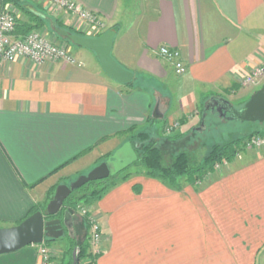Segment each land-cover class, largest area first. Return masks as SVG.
<instances>
[{"label":"crops","instance_id":"0c3cea01","mask_svg":"<svg viewBox=\"0 0 264 264\" xmlns=\"http://www.w3.org/2000/svg\"><path fill=\"white\" fill-rule=\"evenodd\" d=\"M74 1L115 29L111 55L133 73L132 83L109 78L93 51L74 44L73 63L0 61V227L17 224L52 188L112 154L130 127L181 119L194 126L214 96L239 107L264 83L241 85L264 61V0ZM0 3L16 21L43 13L81 35H100L45 0ZM46 22L32 30L59 41L54 21ZM163 45L179 51L182 74L159 55ZM88 210L102 230L96 264H258L264 147L241 151L199 187L131 175ZM0 264H41L37 245L0 254Z\"/></svg>","mask_w":264,"mask_h":264},{"label":"trees","instance_id":"16d2710c","mask_svg":"<svg viewBox=\"0 0 264 264\" xmlns=\"http://www.w3.org/2000/svg\"><path fill=\"white\" fill-rule=\"evenodd\" d=\"M48 20L54 21L57 27L64 28L70 33L80 34V32L67 26L56 18L48 17V19H46V15L43 13L35 15L32 20L28 18V22L16 21L14 33H18L20 36H23L33 28L39 29L45 24V22L48 25ZM55 35L58 39L64 41L66 44H72L70 40L61 38L56 33ZM131 83L132 82L129 84L131 85ZM223 99L224 98L221 96H214L212 101H218L219 103H223L225 106L228 105L226 102H223ZM204 106L205 105H203L200 110L201 117L199 123L203 122L205 126L207 114L215 110H211L210 108L205 109ZM203 113L204 117L202 116ZM219 116L223 119H226V117L223 115ZM259 126L260 129L257 128L253 132L249 133L246 137L232 136L231 134H228L229 137L226 138L225 135L227 134H224L220 140L221 142L219 141L213 143L210 146L207 154L202 157L199 163L196 162L193 156L196 148L192 144L187 146L181 145L183 142L185 143L188 140L191 134L187 136L182 134L170 135L168 137L162 136V134H160L162 137L161 139H158V137H156L158 130L154 125H149L145 129L132 126L126 132H124V134L127 137V140L131 143L132 148L137 155L136 161L117 174L110 175L103 179L88 181L79 188L72 190L71 193L64 199L63 208L60 213L62 214L63 210H65L67 207H71L77 212L79 206H88L93 202L98 201L110 188L116 186L121 181L126 180L131 175H144L155 178L172 188L180 186L179 181L182 178L185 182L194 185L203 179V177H205L207 174L212 172L216 163H221L224 160L232 161L234 157H236V154L244 148V140L246 138L255 134L264 135V122L260 123ZM196 130L197 128L193 127L192 132ZM197 133H200V131ZM110 155L111 153L105 155L102 161H104ZM131 167H133V170H131ZM54 191L55 188H52L47 193L45 201L46 203L52 198ZM46 203L45 205L34 204L29 209L25 217L37 210L45 211ZM88 216L89 213H86L85 215L80 216V220L76 222L74 226L75 234L72 236L68 235L67 246L63 250L61 256L62 259H60L57 264H72V252L74 249L76 250V264H96V259L99 254L92 253L90 250V224ZM55 240L56 239L46 238L43 242L47 246H51L50 243Z\"/></svg>","mask_w":264,"mask_h":264},{"label":"water","instance_id":"95a60500","mask_svg":"<svg viewBox=\"0 0 264 264\" xmlns=\"http://www.w3.org/2000/svg\"><path fill=\"white\" fill-rule=\"evenodd\" d=\"M51 26L61 38H66L74 45L93 51L102 70L109 78L121 84H129L132 81L133 73L125 69L111 55L116 32L114 28H110L96 37H89L79 33H70L64 28L57 27L55 22H52ZM223 102L228 105L225 106L218 101H211L205 106V109L215 110L219 115L226 117L227 120L264 122V83L239 107H235L225 99H223ZM153 115L156 116L154 112ZM136 159L137 155L131 143L125 141L108 158L89 170L87 174L79 175L69 184H58L52 198L46 204L45 211H34L15 225L0 227V254L15 251L30 244H39L46 238L58 239L64 235L63 225L72 216L74 217V210L71 207H67L62 212V218L53 216L60 213L64 199L71 191L88 181L103 179L117 174L134 163ZM70 226L72 228V224ZM72 257V264H76L75 249L72 252Z\"/></svg>","mask_w":264,"mask_h":264},{"label":"built area","instance_id":"2783aa9c","mask_svg":"<svg viewBox=\"0 0 264 264\" xmlns=\"http://www.w3.org/2000/svg\"><path fill=\"white\" fill-rule=\"evenodd\" d=\"M46 4L51 8H59L65 10L72 17L83 21L90 30L101 34V30L105 27V23L98 17L96 13L90 11L74 0H45ZM16 19L12 8L0 3V61H12L16 58H25L36 64L46 61L63 60L66 62H75L64 45L56 43L47 38L39 30H31L23 36L15 37L13 35ZM159 55L168 61L173 67L176 74H182L185 71L184 64L180 58L179 51L167 46H160L157 49ZM264 78V61L253 67L248 73L242 77L243 85H256ZM178 125L174 121L170 125H166L165 131L168 132ZM249 147H263L264 136H256L246 141ZM224 160L214 165L215 169L227 165ZM81 214L88 213V209H82ZM78 207V208H79ZM89 218V242L93 253H99L101 250L102 232L100 224L93 216ZM37 245V252L41 259V264H52L54 257L53 247H48L44 242Z\"/></svg>","mask_w":264,"mask_h":264},{"label":"rangeland","instance_id":"374dc122","mask_svg":"<svg viewBox=\"0 0 264 264\" xmlns=\"http://www.w3.org/2000/svg\"><path fill=\"white\" fill-rule=\"evenodd\" d=\"M107 30H108L107 28H103L101 30V33L105 32ZM55 42L64 45L65 48L70 53V55L73 57V55L71 54V51L69 49V45H72V44H66L62 40H59V41L56 40ZM263 80H264V78L261 79V81H263ZM241 85H243L242 82H241ZM261 85L262 84L257 85L256 87L252 88L251 91H250L249 96L255 90L259 89ZM251 86H253V85H243V87H251ZM237 106H240V105H237ZM177 122H178V125L175 128H173L172 130L166 132L164 130L166 125H168V124L170 125L173 122L171 121V122H168L166 125H162L163 121L162 120H157L156 124H155V128H157V130H158V133H156V137H158V139H161L162 136L168 137L170 135H178V134H182L184 136L185 135L187 136V135L191 134L189 136L188 140L185 143L183 142V144H181V145L182 146H184V145L187 146V145H191L192 144L196 148L195 153L193 154V156H194V158H195L197 163H199L201 161L202 157L205 154H207L210 146L213 143H215V142H219L224 134H227V135H225L226 138L229 137L228 134H231L232 136H242V137L245 136L246 137L249 133L253 132L257 128L260 129V126H259L260 123L259 122H249V121L248 122H240V121L235 120V119H233V120L223 119L215 111L209 112L207 114L206 119H205V122H206L205 126H204L203 123L201 124L198 121V122L195 123L194 126H183L182 127V126H180V123H182V119H181V122H179V121H177ZM193 127L197 128V130L194 131V132H192ZM198 131H200L201 134L197 133ZM160 134H162V136H160ZM256 136L263 137L264 135L255 134V135H252V136L246 138L244 140V146H243L244 148L241 151L259 149V147H249V146L246 145V141H248L249 139H252V138H254ZM260 148H262V147H260ZM241 151L236 154V157L241 153ZM236 157H234V159ZM232 161H227V163H230ZM227 165H225V166L222 165V167H220L219 169H215V167H214V170L212 172H210L205 177H203V179H201L196 184H194V186L199 187L201 183L203 184L206 181H209V180L213 179L218 173H220L222 171H225ZM94 166L83 168L82 169L83 170L82 173L77 174V175L76 174L73 175L72 176L73 179H71V180L70 179L69 180L66 179L67 184H69L71 181L75 180L79 175L87 174L89 172V170H91ZM131 170H133V167H131ZM183 182H185V181L182 178V179H180L179 184H183ZM45 203L43 205H45ZM82 209L86 210V209H88V206H82ZM76 213H77L78 216H82V215L86 214V213L85 214H81L82 212H81V208L80 207L78 208V211ZM88 213H89V216L95 217L92 213L89 212V210H88ZM95 219H97V218L95 217ZM100 228H101V226H100ZM71 231H72V229H71ZM101 232H102V230H101ZM74 234L75 233H73V231H72L70 233V236H72ZM67 237H68V234L67 235L64 234L61 237H59L58 239H56L55 241H52L50 243V245L53 246V251H54L53 260H54V263H56L57 259L58 258L60 259V257L62 256V252H63L64 248L67 246V243H68V238ZM101 241H102V238H101ZM263 249H264V247L262 245L261 251H263ZM90 250H91V245H90ZM92 251L93 250H91V252ZM101 252H102V248H101V250H100V252L98 254H100ZM263 256H264V253H260L259 254L258 264L260 263V260L262 259Z\"/></svg>","mask_w":264,"mask_h":264},{"label":"flooded vegetation","instance_id":"af4514ba","mask_svg":"<svg viewBox=\"0 0 264 264\" xmlns=\"http://www.w3.org/2000/svg\"><path fill=\"white\" fill-rule=\"evenodd\" d=\"M73 215H74V217L72 216L71 218H70V220H68V221H66V223H65V225H63V227H64V232H65V234L67 235H70V233L72 232L71 231V229H73L74 228V222L75 221H79V216L77 215V213H76V211L73 213ZM53 217H60V218H62V214L61 213H59L58 215H55V216H53ZM49 218H51V217H49ZM72 224V228H71V225ZM68 226H70V228H68Z\"/></svg>","mask_w":264,"mask_h":264}]
</instances>
